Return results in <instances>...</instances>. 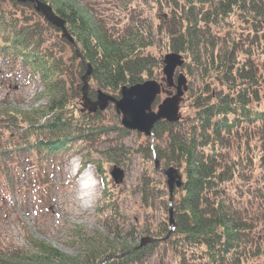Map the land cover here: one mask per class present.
<instances>
[{
	"label": "trees",
	"instance_id": "trees-1",
	"mask_svg": "<svg viewBox=\"0 0 264 264\" xmlns=\"http://www.w3.org/2000/svg\"><path fill=\"white\" fill-rule=\"evenodd\" d=\"M8 1L34 9L31 2ZM40 1L64 20L72 41L63 35L61 40L71 52L48 48L43 22L0 8L5 72L25 70L27 78L38 77L43 88L37 95L47 99L29 110L0 101V176L10 182L9 171L24 164L26 173L48 181L66 158L79 155V172L89 162L101 180L97 212H104L103 225L114 236L102 240L95 230L71 225L69 235L83 248L71 256L33 238L21 222L36 254L12 245L0 253V264H142L149 256L158 264H264V0H148L155 9L151 20L141 18L143 0L136 5L140 10L127 0L122 9L112 5L109 15L100 16L75 0ZM166 53L181 57L178 70L185 81L196 80L195 87L189 80L187 90L182 88L178 101V112L186 100L190 113L157 120L138 149L155 172L176 169L180 183L171 193L167 179L159 184L144 173L139 182L144 207L166 195L171 204L165 219L151 227L139 223V230L133 224L125 240L116 232L122 230L118 195L105 162L89 147L113 131L118 137L131 131L106 119L111 102L103 110L84 106L83 76L89 64L91 101L98 89L118 99L121 87L163 75Z\"/></svg>",
	"mask_w": 264,
	"mask_h": 264
},
{
	"label": "rangeland",
	"instance_id": "rangeland-1",
	"mask_svg": "<svg viewBox=\"0 0 264 264\" xmlns=\"http://www.w3.org/2000/svg\"><path fill=\"white\" fill-rule=\"evenodd\" d=\"M75 1L81 8L87 9L95 16H100L101 13L109 15L112 9L109 10L108 8H112V5L113 7L116 6L122 9V4L127 0H111V3L109 0L108 3H105V1L100 2L99 0L96 3L92 0ZM128 1L137 10H140L136 6L140 0ZM147 3H149L148 0H143L141 3V5L146 6L141 11V18L151 20L155 15V9L150 8ZM0 8L10 11L17 10V15L23 11L26 18H32L34 23L43 22L44 25L41 27L43 40H45L48 48L52 51L71 52L69 46L61 40L60 31H55L48 26L44 22L42 15L36 13L33 8L28 9L21 5L15 6L13 2L8 0H0ZM24 15L22 16V20H25ZM178 71V67H176L174 78L181 74ZM26 74L25 70L17 74L7 73L4 69V63L0 61V101H5L22 110H29L47 102L45 97H38L37 95L43 88L38 77L27 78ZM151 79L158 81L162 87L157 99L152 104V110L156 111L157 107L166 98L174 94L175 87L165 84L164 75ZM189 80H194L192 84L194 87L196 86V80L189 76L182 85L186 90ZM75 82L78 86H81L79 78ZM88 82L90 84L89 87L98 89L92 85V81L89 80ZM184 98H187V91ZM189 113L190 109L187 106V101L183 100L180 113L177 110V116L182 118V116L185 117ZM105 117L109 122L120 124L121 115L115 112L112 103L106 108ZM109 136L108 139H104L89 148L94 157L105 162L107 173L113 165H117L124 170L122 182L115 184L111 179L110 185L113 192L118 195L117 204L122 214L121 220L119 219L122 230L117 229L116 232L122 239L129 240L133 224L139 230L140 227H137L139 223L151 227L155 226L160 220L165 219L167 215L165 208L167 209V203L168 206L171 204V200H169V195H166L157 199L148 207H144L141 201L139 182L147 170L156 183L160 184L166 179L163 168H156V170L158 169V173L155 172L153 163L148 159L143 160V155L138 149L140 144L143 145L148 140L147 135L131 131L122 137H118L115 131H113ZM110 148L119 149L114 153ZM11 163L18 164L15 159H12ZM24 167V164L18 165V167H13L9 171L11 176L10 182L0 176V253H6L7 248L14 245L23 246L29 249L30 254H36V250L31 248L30 244L25 241L21 222L27 226V231L33 238L42 240L71 256H76L83 251L82 246L67 231L70 230L71 225L77 224L88 230H95L99 235L101 234L102 240L108 236L107 229L102 222L104 212L101 214L97 212V206L102 201L101 180L91 163L87 162L84 169H88L90 177L94 181L96 193L94 201L90 203L87 209L79 204L77 198L80 192L78 188L79 174L77 172L80 167L79 155L66 158L61 167L55 168L48 181L34 178L31 173H26ZM172 189L173 187L170 192ZM167 192L166 190V194ZM26 207L27 212H24ZM136 234L138 232L133 237L136 239L135 241H138L139 238H137L138 235L136 236ZM139 235L144 238L143 232H139ZM113 236V234H110L108 239L111 240ZM120 242L123 241L121 240ZM142 264H158V260L155 256H149Z\"/></svg>",
	"mask_w": 264,
	"mask_h": 264
},
{
	"label": "water",
	"instance_id": "water-1",
	"mask_svg": "<svg viewBox=\"0 0 264 264\" xmlns=\"http://www.w3.org/2000/svg\"><path fill=\"white\" fill-rule=\"evenodd\" d=\"M16 1L31 2L36 11L40 12L49 23L57 28H60L62 35L72 41L64 27V20L58 17L48 4L40 0ZM163 63L162 73L164 75L165 82L168 86H175L176 91L173 95L166 98L157 107L156 111L152 110V104L160 93L162 87L158 81L153 79H147L143 82L121 87L120 97L118 99L109 96L98 89L97 99L95 101H91L85 91L87 88L85 77L90 74L89 64L86 65V72L83 76L84 83L82 86V100L84 102V106L91 111L96 108L103 110L108 103L111 102L114 105L116 112L121 115L120 123L124 128L138 131L145 135H150L152 126L157 120L161 118L169 121L177 119V105L182 95V85L185 83L181 74L177 76L176 83L173 78L174 70L182 64V59L178 54L166 53L163 56ZM155 167H157V161H155ZM163 173L166 176L169 191L174 184L179 185L180 175L177 173L176 169L168 167L163 169ZM109 176L115 184H119L123 180L124 170L117 165H113L109 170ZM146 241H150V239L146 238ZM143 242L144 239L141 240V243Z\"/></svg>",
	"mask_w": 264,
	"mask_h": 264
},
{
	"label": "bare ground",
	"instance_id": "bare-ground-1",
	"mask_svg": "<svg viewBox=\"0 0 264 264\" xmlns=\"http://www.w3.org/2000/svg\"><path fill=\"white\" fill-rule=\"evenodd\" d=\"M78 178V188L80 192L77 195L79 200V204L87 209L89 208L90 203H92L95 199V186L94 181L90 177V173L88 169H83L82 172H79Z\"/></svg>",
	"mask_w": 264,
	"mask_h": 264
}]
</instances>
